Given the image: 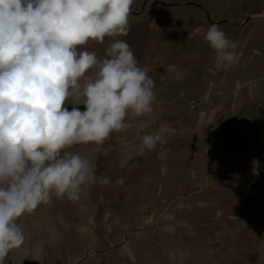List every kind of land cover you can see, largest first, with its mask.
Here are the masks:
<instances>
[{
    "label": "rangeland",
    "instance_id": "obj_1",
    "mask_svg": "<svg viewBox=\"0 0 264 264\" xmlns=\"http://www.w3.org/2000/svg\"><path fill=\"white\" fill-rule=\"evenodd\" d=\"M128 19L120 39L155 81L153 111L67 149L111 183L24 214L4 264H264V0H133ZM212 24L237 43L234 63L205 41ZM111 41L82 47L103 57Z\"/></svg>",
    "mask_w": 264,
    "mask_h": 264
},
{
    "label": "clouds",
    "instance_id": "obj_2",
    "mask_svg": "<svg viewBox=\"0 0 264 264\" xmlns=\"http://www.w3.org/2000/svg\"><path fill=\"white\" fill-rule=\"evenodd\" d=\"M132 5L133 0H0V264L25 244L17 223L24 214L53 195L77 201L83 185L111 183L96 175L88 158L67 149L103 144L130 127V113L153 111L155 81L120 39L130 30ZM106 37L112 41L103 57L82 47L90 40L103 44ZM204 39L218 63L239 59L237 43L218 25ZM169 132L161 126L144 135L140 153L165 142ZM252 165L258 176L259 161Z\"/></svg>",
    "mask_w": 264,
    "mask_h": 264
}]
</instances>
